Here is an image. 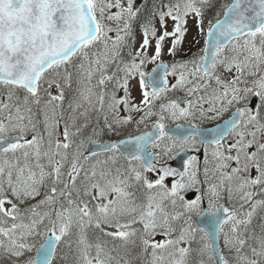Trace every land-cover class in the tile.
Wrapping results in <instances>:
<instances>
[{
  "label": "snow or ice",
  "instance_id": "snow-or-ice-1",
  "mask_svg": "<svg viewBox=\"0 0 264 264\" xmlns=\"http://www.w3.org/2000/svg\"><path fill=\"white\" fill-rule=\"evenodd\" d=\"M114 6L120 12L106 16ZM215 7L214 0H160L141 21L142 41L133 51L126 39L138 15L133 0L126 8L120 0H0V86L5 89L0 94V264H54L60 249L61 264H131L125 257L136 247L144 253L151 249L148 264H264V216L261 235L252 237L255 246L247 235L258 211H264V196L254 199L264 194V142L258 139L264 133V0L220 5L223 18L210 20L205 33V12ZM189 17L197 19L204 45L187 61L169 66L161 59L165 42L168 54L177 56ZM105 19L123 20V27L114 30ZM112 31L115 39L108 35ZM122 46L129 48L127 58ZM149 64L155 65L151 72ZM169 76L177 77L171 88ZM132 81L141 90L139 103L131 95ZM74 85L66 116L65 90ZM177 89L187 98L168 99L166 94ZM253 96L261 102L255 111L244 103ZM106 97L109 111L118 113L123 106L127 113L111 122L105 116L108 133L120 135L128 125L139 132L150 122L151 130L100 145L110 155L99 159L97 151L83 150V137L89 112H104ZM234 104L242 106L211 139L204 137L197 122L218 119ZM169 121L175 129L168 128ZM100 134L93 128L87 143ZM232 135L236 139L224 150L225 137ZM198 138L205 152L211 146L220 175L207 188L206 210L203 197L182 195L201 183L197 157L177 172L158 168L159 157L149 151H199ZM208 172L205 161L204 183ZM167 177L178 179L169 187ZM224 193L229 201L238 200L239 208L219 203ZM245 205L250 207L241 211ZM204 217L211 219L201 226L196 218ZM216 233L223 234L234 259L216 247ZM157 235L164 238L157 241Z\"/></svg>",
  "mask_w": 264,
  "mask_h": 264
},
{
  "label": "rangeland",
  "instance_id": "rangeland-1",
  "mask_svg": "<svg viewBox=\"0 0 264 264\" xmlns=\"http://www.w3.org/2000/svg\"><path fill=\"white\" fill-rule=\"evenodd\" d=\"M222 1L223 0H214V3H215V5H218V4L222 3ZM227 1L229 3L231 2V0H227ZM107 2L115 4V0H107ZM133 3H134V0H133ZM120 5L122 7H124V8H126L127 7V0H120ZM120 10H121L120 8L114 6V7L110 8V9H108L106 11L105 15L106 16L107 15H114V14L120 12ZM103 23L105 25H107L108 27H111V28H113L115 30L118 27L122 28L123 24H124V21L123 20L116 21V20H107V19H105L103 21ZM167 24H168V28L171 29L172 26H173V22L171 20H168ZM204 25L205 24L203 22V28H204V31L206 33L208 27H205ZM157 27H159L158 23H157ZM186 27H187V33H186V36L184 38V43L181 46V50L178 52L177 56L172 57V56H170L168 54L167 49L169 47V44H168V42H165V46H164L165 50H164V53H163L161 59H162L163 62L169 64V66L171 65L173 60H175L177 63L183 62V61H187L194 54L199 53V50L204 45V36L200 35V33L198 31V27L199 26H198V23H197V19L193 18V17H189L188 20H187V26ZM108 35L111 36L113 39H115L116 32L115 31L109 32ZM129 36L126 39L130 43L131 50L134 51L135 49L139 48V46L141 44V41H142V35H141V33L137 32L134 36L133 35L131 37H129ZM194 40H198V43L194 42ZM148 54L149 55L152 54V49L151 48L149 49V53ZM154 67H155V65L149 64V65H147L146 71L151 72V70ZM169 70H171V68ZM179 71H180V69L178 68L177 69V75L179 74ZM224 75H225V78L227 79L230 74L225 73ZM176 78L177 77H174V76H169L168 77L169 88H171V85L175 83ZM130 88H131V95H132L133 99L135 100V102L139 103V101L141 99V90L139 89L138 83L136 81H132L130 83ZM111 89H112V85L108 84L107 85V90L110 92ZM4 91H5V89H4ZM4 91L0 89V94L2 92H4ZM51 91H52L53 94H56L57 90H56L55 87H53ZM74 95H75V85L73 86V89H71V90L66 89V91H65V100H64L63 105H62V110L64 111L66 116H67V113H68V102L73 98ZM122 95H123L122 90L117 92V97L118 98L120 96H122ZM166 95H167L168 99H185V98H187L185 91L181 90V89H177L175 91H169ZM251 98L252 97H250L248 100H246L244 102L245 104H247V106L249 108H250L249 105H250ZM85 107H87V105H85ZM60 110L61 109H57V111H60ZM226 112H224V113H226ZM223 114L221 116H223ZM115 115H119V117L123 118L124 116L127 115V113L124 111L123 106L120 107L118 113H114L112 111H109L108 108H107V97H106V105H105L104 112H99V111H90L89 112V127L86 130V135L83 137V139H85V142H86L85 146L87 144V136L91 135L93 128H96L98 131L101 132L100 135L93 137V139L95 141H101L102 139H105L106 137L108 138L110 136L111 137H119L120 138V137L126 135L127 133L132 132L131 127H133L136 130L134 125H128V126H125L124 128H122L120 130L121 131L120 135H116V134H113V133H108L107 129L105 128V125H104L105 116H107L108 120L111 122ZM221 116L218 119H215V120L207 119V120H203V121H198L197 123L201 127L211 126V125H213L215 123H218L220 121ZM136 117H138V114H136ZM38 119L42 120L43 119L42 115L38 116ZM81 120H83V118H81ZM150 123H149V127L148 128H150ZM183 123L185 125L188 124V122H183ZM168 125H175V123L169 121ZM40 127L42 128L43 125L41 124ZM148 128H147V126H141L140 129H139V133L142 132V131H145ZM258 139L260 140V142H264V133L258 134ZM196 146H197V148H199V150L203 147L199 143L198 140L196 142ZM151 151L158 154L159 159H158V163L156 164V166L158 168L161 165L170 168L169 162L180 151V149L174 151L171 155L165 154L162 151L161 147L151 148ZM249 151H251V149ZM105 155L106 154H101V155H99L98 158L99 159H103L105 157ZM123 164H125V163H123ZM215 164H216V162L214 160H211L209 163H207V167L209 169V172H208L207 182L204 183V181H205V175H204L205 164L200 165V163L198 161V157H197V161H196L194 167L196 169V178L199 181H201V183L189 188L187 191L182 193V195H184L186 199H187L186 196L189 193L193 192V191L197 192V197L196 198L203 197V199H207V188H208V186L210 184L217 183L219 181V179H220L219 173L214 171ZM212 166H213V168H212ZM230 167H235V163L234 162H230ZM229 170L230 169H224V171H229ZM187 171L189 173H191L193 171V168L189 167V168H187ZM251 175L253 177H255L257 175L255 169L251 170ZM147 176L151 180H155V179L158 178L155 173H147ZM174 179H178V177H176V178L167 177L165 179V184H167L169 187H171V184H172ZM251 190L252 191H259V187L253 188ZM262 196H264V194L258 195L256 197H254V199H260V198H262ZM9 198H11V196H9ZM196 198H194V199H196ZM220 201H224V202L228 203L232 207L235 206L236 208H239V201L238 200L229 201L228 198H227V193H224V198L222 200H220ZM220 201H219V203H220ZM29 203H34V201H29ZM21 207H23V205ZM167 207H168L169 211H172L170 205H168ZM249 207H250V205H245V208L241 209V211L247 210ZM226 230H227V228H226ZM163 238L164 237H162L161 235H157L154 239L159 241V240H162ZM222 244L224 245V237L223 236H222ZM223 251H224L225 256H229V257H232L234 259L235 252L229 253L227 248H225V246H224ZM33 255H35V253H33Z\"/></svg>",
  "mask_w": 264,
  "mask_h": 264
},
{
  "label": "trees",
  "instance_id": "trees-1",
  "mask_svg": "<svg viewBox=\"0 0 264 264\" xmlns=\"http://www.w3.org/2000/svg\"><path fill=\"white\" fill-rule=\"evenodd\" d=\"M159 3H160V0H146V2L144 3V5L142 6V8L139 11L138 17L132 23V29L133 30L134 29L135 30H142L141 21L148 15V13L153 9V7L155 5H158ZM163 3H165V4L168 3V0H163ZM225 3H229V2L227 0L226 1L223 0L222 3L216 5L215 8L210 9V10H206L205 17H204V23L205 24L208 23V25H209L210 20L212 22H215L214 17H216L217 15H219L221 18L222 15L220 13L223 10L220 8V5L225 4ZM128 51H129L128 47H124V46L122 47V54L125 56V58H127ZM0 89L4 91L3 86H0ZM1 94H3V92ZM131 129H132V132L127 133L126 135H135V134L139 133L133 127H131ZM113 139H114V137L112 138V140ZM262 216H264V211H258L257 215L253 219V224L250 226L249 233H247V235L249 237L248 243L250 246H255V243H256V240L252 237H259L261 235L260 225L262 223V220H261ZM137 227H139V226H137ZM245 251H247V249H245ZM145 254L146 253H144V252L133 253L131 251V253L128 256H126L125 258L129 259L131 261V264H141V263H143L142 256ZM62 256H63V249H60L57 252V258H56L54 264H61Z\"/></svg>",
  "mask_w": 264,
  "mask_h": 264
},
{
  "label": "water",
  "instance_id": "water-1",
  "mask_svg": "<svg viewBox=\"0 0 264 264\" xmlns=\"http://www.w3.org/2000/svg\"><path fill=\"white\" fill-rule=\"evenodd\" d=\"M143 0H136L135 3H134V9H138L141 4H142ZM223 18V17H222ZM221 18V19H222ZM258 103V99L257 98H253L251 100V107L252 108H255L256 105ZM183 106V105H182ZM231 117H229L227 120L231 119ZM226 121V120H225ZM224 121L221 122L220 124L218 125H223ZM213 126V127H210V128H200L201 131L204 133V137H206L207 139H211L212 138V133L213 131L216 129V127L218 126ZM176 126H168L169 129H175ZM187 127V126H185ZM151 128L147 131H150ZM128 137H125V138H122V139H127ZM200 140V138H198ZM116 142V141H115ZM107 143H110V142H104V143H92V144H88L86 145V148H85V152L86 154L90 155V151L89 149L91 150H95L97 151L98 153H102V152H106L103 148L100 147V145H103V144H107ZM149 151H150V148H149ZM151 152V151H150ZM154 156L157 157V154L154 153V152H151ZM192 154L193 152L192 151H189L187 149H184V150H181V152L179 154H177L175 156V158L170 162V166L173 168V169H176L178 172L180 171H184L185 170V163L188 159H190L192 157ZM203 158V153H200V159L202 160ZM156 160H154V163L156 164ZM195 197V194L194 193H191V194H188L187 195V199H193ZM203 208L206 210L207 209V206L204 205ZM198 221H201V226H205L208 224L209 220L211 219V217H204V218H196ZM215 243H216V247L217 248H220L222 249L221 247V241H220V233H216L215 234Z\"/></svg>",
  "mask_w": 264,
  "mask_h": 264
},
{
  "label": "flooded vegetation",
  "instance_id": "flooded-vegetation-1",
  "mask_svg": "<svg viewBox=\"0 0 264 264\" xmlns=\"http://www.w3.org/2000/svg\"><path fill=\"white\" fill-rule=\"evenodd\" d=\"M239 106H242V105H236V104L233 105L226 113L223 114V116H221L220 121L218 123H220V122L224 121L225 119L229 118L233 114V112L235 111L236 107H239ZM258 108H261V102H260V100L258 101L257 107L255 109H253V111H255ZM261 115L264 116V110H262ZM262 122H264V121H262ZM218 123H215V124H213L211 126H214V125H216ZM208 127H210V126H208ZM235 139H236L235 135L226 136L225 139H224V141H223L224 150H226L227 146L230 143L234 142ZM191 150H193L195 157H198V153L203 150L204 153H203V160H202V162H200L199 161V158H198V161H199L200 165L205 164V161H207V163H209L211 160H213V158L211 157V146L209 147L208 152H205L204 151V146L198 152L196 150H194V149H191ZM225 154L226 155H228V154H234V152L233 153H227L225 151ZM212 168H213V166H212ZM204 203L207 204V199H204ZM220 203L221 204H224L225 206L232 207V206H230L228 203H226L224 201H220ZM226 228H227V226H225V230H226ZM222 236H223V234H222ZM223 248H224V245H223ZM138 251H142V248L141 247H136V248L132 249V252L133 253H136ZM149 259L151 260V256H149ZM141 264H145V263H141Z\"/></svg>",
  "mask_w": 264,
  "mask_h": 264
}]
</instances>
